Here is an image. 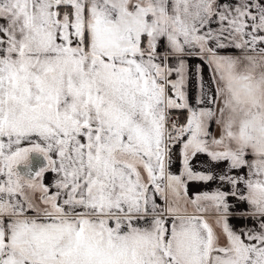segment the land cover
Returning <instances> with one entry per match:
<instances>
[{"label":"snow or ice","instance_id":"obj_1","mask_svg":"<svg viewBox=\"0 0 264 264\" xmlns=\"http://www.w3.org/2000/svg\"><path fill=\"white\" fill-rule=\"evenodd\" d=\"M0 264H264V0H0Z\"/></svg>","mask_w":264,"mask_h":264}]
</instances>
